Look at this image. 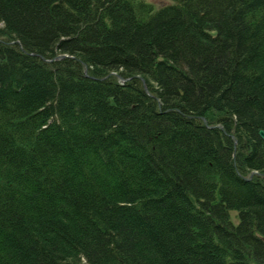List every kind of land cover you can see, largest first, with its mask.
<instances>
[{
    "label": "trees",
    "instance_id": "obj_1",
    "mask_svg": "<svg viewBox=\"0 0 264 264\" xmlns=\"http://www.w3.org/2000/svg\"><path fill=\"white\" fill-rule=\"evenodd\" d=\"M172 1L0 0V264H264V0Z\"/></svg>",
    "mask_w": 264,
    "mask_h": 264
},
{
    "label": "rangeland",
    "instance_id": "obj_2",
    "mask_svg": "<svg viewBox=\"0 0 264 264\" xmlns=\"http://www.w3.org/2000/svg\"><path fill=\"white\" fill-rule=\"evenodd\" d=\"M148 3H151L155 6L156 10L161 9L162 7H164V4H168L171 5L173 4L172 0H146Z\"/></svg>",
    "mask_w": 264,
    "mask_h": 264
},
{
    "label": "water",
    "instance_id": "obj_3",
    "mask_svg": "<svg viewBox=\"0 0 264 264\" xmlns=\"http://www.w3.org/2000/svg\"><path fill=\"white\" fill-rule=\"evenodd\" d=\"M63 58H66V56H60V57H58V59H63ZM259 134H260L261 138L264 140V131L263 130H260L259 131Z\"/></svg>",
    "mask_w": 264,
    "mask_h": 264
}]
</instances>
